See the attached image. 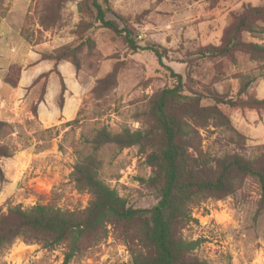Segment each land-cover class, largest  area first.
<instances>
[{
	"label": "rangeland",
	"instance_id": "rangeland-1",
	"mask_svg": "<svg viewBox=\"0 0 264 264\" xmlns=\"http://www.w3.org/2000/svg\"><path fill=\"white\" fill-rule=\"evenodd\" d=\"M81 1L0 0V21L6 23L0 29L11 26L14 39L20 36L29 47L44 51L72 44L80 31ZM262 3L263 0H110L113 9L131 21L138 43L144 46L152 42L166 49L163 64L183 76L186 69L181 61L185 56L193 57L195 50L221 43L233 17L244 6ZM48 14L51 20L45 27L40 17ZM85 34L93 39L94 46L81 51L76 74L68 64L62 67L67 83L61 110L55 107L50 92L34 115L26 109L21 87L8 115L13 89L0 83V98L7 104L0 108V117L8 115V126L0 131V143L13 152L0 159L5 176L0 181V212H6L9 205L28 208L49 201L63 209L85 208L89 195L76 191L70 173L79 153L88 151L87 141L101 127L111 132L140 128L139 113L147 99L172 82L168 70L152 52H133L119 37L96 25ZM255 40L264 42V38ZM236 59L233 63L228 59H199L189 75L193 88L233 94L238 75L250 74L256 76L251 90L263 97L264 65L259 67L243 54ZM117 61L123 65L115 82L96 95V81ZM228 113L233 127L244 137L222 126L209 125L199 128L201 148L214 158L225 153L254 158L258 147L264 145V114L238 109ZM99 157L100 178L129 204L151 207L157 202V197L140 182L139 178L149 176L150 167L136 146L119 150L106 144L100 148ZM259 197L257 183L246 177L235 194L220 199L209 197L192 207L194 220L180 229L183 238L199 240L192 254L209 264H264V209L258 212ZM122 230L110 229L95 245L67 263L63 245L50 249L18 238L0 250V264H129L130 250Z\"/></svg>",
	"mask_w": 264,
	"mask_h": 264
},
{
	"label": "trees",
	"instance_id": "trees-1",
	"mask_svg": "<svg viewBox=\"0 0 264 264\" xmlns=\"http://www.w3.org/2000/svg\"><path fill=\"white\" fill-rule=\"evenodd\" d=\"M81 13L75 42L40 53V59L53 62L50 71L59 79L57 104L60 109L66 85L57 66L68 62L75 73L79 71L81 51L94 46L93 39L85 33L95 25L119 37L133 52H152L158 63L168 70L172 82L155 90L147 99L139 113L140 128L111 132L101 127L87 141L88 151L79 153L70 173L76 191L89 195L85 208L63 209L53 201L28 208L9 205L6 212H0V250L8 248L18 238L50 249L63 245L64 262L67 263L95 245L110 229H123L124 241L130 250L129 264H209L192 254L199 240L183 238L180 229L194 220L192 207L209 197L220 199L235 194L246 177L257 183L260 193L257 208L258 212L263 210L264 145L258 147L259 153L254 158L238 153L214 158L201 148L199 128L222 126L243 138L233 127L228 110L264 114V96L259 98L251 90L250 85L256 79L254 75L239 74L233 94L209 88L197 91L189 75L199 59H228L233 63L238 54L246 55L248 60L262 67L264 42L255 38H264V0L258 6L243 7L233 17L221 43L199 48L193 57L185 56L181 61L185 63L184 76L163 64L166 49L152 42L144 46L138 43L131 21L116 12L110 0H82ZM50 20L49 14L40 17L45 27ZM122 65V61L115 62L111 70L96 81L93 88L96 95L111 88ZM47 75L48 72L41 73L32 83L34 89L29 94L28 109L34 115V99L36 102L44 99ZM19 76L20 65L13 63L4 82L16 87ZM207 100L209 103H205ZM7 126L8 122L0 119V131ZM106 144L119 150L136 146L143 154L150 174L139 179L157 197L154 205H131L100 178L99 150ZM12 154L7 145L0 143V159ZM3 180L5 176L0 166V181Z\"/></svg>",
	"mask_w": 264,
	"mask_h": 264
},
{
	"label": "crops",
	"instance_id": "crops-1",
	"mask_svg": "<svg viewBox=\"0 0 264 264\" xmlns=\"http://www.w3.org/2000/svg\"><path fill=\"white\" fill-rule=\"evenodd\" d=\"M5 24H6L5 21L2 20L0 21V25L4 26ZM12 32L13 30L11 26H7L6 28L1 27L0 29V83L2 82L5 83L4 77L8 72V68L11 64L18 63L20 65V76L17 81L16 87H11L10 85L5 83L6 85H8L13 89V95L10 104L8 105V109H9L8 115H11L13 111L11 105H13L14 99H16L17 94H19V90L21 89V87H23L25 91L24 92L25 106L26 109H28V103L30 102L29 94L34 89L32 83L34 79L37 78L43 72H48V75L46 77V85H45L46 91L44 94V99L42 101L36 102L37 99H34V103L36 104V115L39 105L46 100L50 92H52V97L55 101V107L58 110H61L62 108L60 109L57 104V95L60 89L59 79L54 72L50 71V69H52L53 62L51 60L40 59V53L44 50H42L41 48L39 49L38 47H34V48L29 47V44L20 36L17 37V39H14L13 35L11 36ZM31 63L32 64L35 63V65L33 66ZM66 64L69 65L71 72L73 74H76L70 63L66 62V63L58 64L57 68L63 77L64 83L67 82L62 67ZM26 67H29L27 68L28 70L25 69ZM27 71H28V75H26ZM24 74L26 75V78ZM6 106L7 104L3 102L2 98H0V108H4ZM28 111L30 110L28 109ZM8 115H6V117H0V119L6 120Z\"/></svg>",
	"mask_w": 264,
	"mask_h": 264
}]
</instances>
